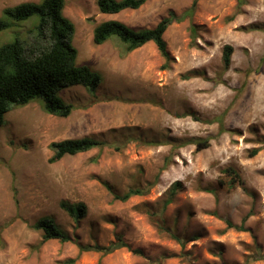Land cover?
Instances as JSON below:
<instances>
[{"label": "rangeland", "instance_id": "374dc122", "mask_svg": "<svg viewBox=\"0 0 264 264\" xmlns=\"http://www.w3.org/2000/svg\"><path fill=\"white\" fill-rule=\"evenodd\" d=\"M40 2L0 0V18L7 8ZM193 2L148 0L139 10L108 15L99 12L97 0H66L78 64L102 78L98 101L75 86L59 94L77 107L67 118L46 114L40 100L6 116L0 127V264H264V0H245L232 22L238 0H198L192 19L164 35L174 59L169 70L162 69L165 61L153 43L131 53L114 38L93 43L97 24L151 29ZM37 23L34 17L0 32V48L16 38L30 43ZM227 45L233 55L224 71ZM191 73L198 75L186 79ZM213 79L223 83L214 86ZM225 111L229 132L219 134L216 120ZM208 137L210 147L198 151L194 141ZM82 138L110 146L50 162L53 143ZM174 143L180 147L173 151ZM256 148L261 152L251 158ZM230 167L244 187L230 188ZM175 183L181 186L171 198ZM151 184L144 197L114 200V194ZM63 203L84 204L86 216L76 220ZM250 212L245 231L227 228V221L240 226ZM43 218L73 241L43 242V233L33 229ZM118 237L130 249L79 251V245L109 246Z\"/></svg>", "mask_w": 264, "mask_h": 264}, {"label": "trees", "instance_id": "16d2710c", "mask_svg": "<svg viewBox=\"0 0 264 264\" xmlns=\"http://www.w3.org/2000/svg\"><path fill=\"white\" fill-rule=\"evenodd\" d=\"M148 0H97V7L101 14L116 15L125 10H139ZM198 0H194L192 6L180 15L171 11L163 18L156 27L151 29L135 30L119 21H107L97 24L93 31V43L101 46L111 40L117 39L126 46V52L131 53L148 43H153L165 63L163 70H169L173 63V58L168 51L164 35L173 24H180L187 19H192L196 12ZM245 0H238L236 11L229 19L232 22L236 16L241 15ZM66 0H41L40 3H23L13 8H7L3 11V18H0V32L6 31L11 26L24 23L34 17L38 18V23L32 29L31 42L26 44L22 39L16 38L13 42L0 48V127L4 124L6 116L14 108H20L30 105L33 102L41 101L43 110L46 114L67 118L77 110V107L66 103L59 94L70 87L80 86L92 94L94 102H97V92L100 88L102 78L100 74L93 71L89 66L78 64V50L73 45V39L76 33L74 23L64 16ZM11 20V22L8 21ZM89 22L94 24L93 19ZM193 38L195 29L192 28ZM233 55V47L225 46L223 54L224 71L229 70ZM197 73H191L186 79L196 77ZM211 82L218 86L223 82L221 79H213ZM241 95L238 93L236 99ZM225 111L220 118V132L227 131L223 125V118L227 115ZM193 120L200 121L195 115ZM209 122L208 124H211ZM231 133V132H230ZM213 137L198 139L194 141L197 150L202 151L210 147ZM153 146L152 143H147ZM110 146L106 141H99L93 138H82L65 140L52 144L54 155L51 163L60 161L66 156H76L94 149H104ZM126 146H116V151H121ZM180 146L173 144V151ZM261 152V148L253 149L250 157L253 158ZM173 154V152H172ZM165 159L164 166L156 179L158 180L162 172L166 171L172 163L173 155ZM226 174L231 178L229 184L231 189L244 187V182L240 173L235 168H228ZM156 183V182H155ZM154 183V185H155ZM181 184L175 183L171 188V198L179 191ZM153 185L147 188L130 189L123 195L114 194L115 201L127 202L133 197H144L149 194ZM110 189V187H108ZM111 190V189H110ZM166 202V205L171 203ZM63 208L70 213L76 220L84 218L87 214V207L84 204L69 205L62 204ZM252 215L245 217L240 226L227 221L228 229L245 231V222ZM33 229L43 233V242L50 240H60L61 242H71L72 237L63 231L51 218L40 219L33 225ZM164 230V229H163ZM179 244H183L180 237L171 235ZM130 249L129 245L118 237L116 242L109 246L79 245L80 253L95 252L102 255H109L120 249ZM141 254L140 251H135ZM74 260L66 264H74Z\"/></svg>", "mask_w": 264, "mask_h": 264}]
</instances>
